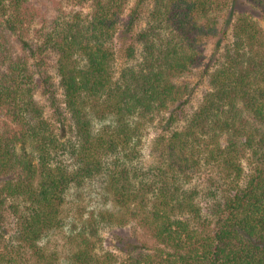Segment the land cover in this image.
Returning <instances> with one entry per match:
<instances>
[{
    "label": "trees",
    "instance_id": "trees-1",
    "mask_svg": "<svg viewBox=\"0 0 264 264\" xmlns=\"http://www.w3.org/2000/svg\"><path fill=\"white\" fill-rule=\"evenodd\" d=\"M78 1L91 4L89 15L0 0V264H57L45 239L64 226L70 190L89 180L101 182L108 206L73 223L70 264H264V26L238 14L209 70V91L183 125L158 139L146 168L148 126L172 105L184 109L190 92L178 80L226 32L223 15L234 0H154L146 24L143 0L128 12L131 0ZM247 1L264 11V0ZM13 36L24 41L20 51ZM117 38L129 42L128 57L140 53L119 73ZM48 53L70 140L36 98L31 60ZM41 85L53 93L49 74ZM202 171L210 180L205 206L191 186ZM10 219L15 249L5 243ZM132 222L157 247L122 260L103 252L101 230Z\"/></svg>",
    "mask_w": 264,
    "mask_h": 264
},
{
    "label": "rangeland",
    "instance_id": "rangeland-1",
    "mask_svg": "<svg viewBox=\"0 0 264 264\" xmlns=\"http://www.w3.org/2000/svg\"><path fill=\"white\" fill-rule=\"evenodd\" d=\"M41 12H47L49 15L59 12L64 15H73L76 12H83L84 15H89L91 11V4L87 1L79 2L78 0H56L57 5L50 0H29ZM139 0H131L129 2L128 10L134 6ZM142 10V24H146L149 20V14L154 8V0H143L140 4ZM240 12H247L256 19L260 25L264 26V11L256 8L247 0H234L230 8L224 13L223 21L225 23L226 32L219 34L215 39L211 40L207 46V56L204 62L195 67L193 72L180 78L178 82L182 85L188 86V103L181 111L176 110V106L172 105L171 109L163 112L157 116L156 120L152 122L145 133L142 142L140 153V165L143 167H150L154 165L157 156V142L162 136L170 133L172 128L183 125L190 115L198 108L203 100V97L210 89L209 70H211L217 63L216 59L225 48V46L232 40V26L235 23ZM127 14L124 15L125 20ZM15 48L20 51L24 41L19 36H13ZM33 34L27 36L26 40L29 43H36ZM219 41V42H218ZM127 43L123 39H116V71L119 73L123 68L130 64H136L140 61V56L128 57L126 53ZM31 66L36 72L38 81L37 100L44 108V114L57 131L65 134V139L73 138L72 125L69 113L67 112L64 102V91L60 83V78L57 73L56 57L53 53L48 55L37 56L31 60ZM45 74H49L53 83L51 94L46 92V87L42 86V79ZM175 114V120H171V113ZM200 188V202L205 206L209 205L210 197L208 196V188L210 187L209 176L206 171L201 172V176L192 182L191 186ZM105 205V196L103 187L99 180H89L84 186L79 188H72L67 195L66 203L63 207V216L65 224L62 228L57 230L54 234L45 239V245L49 251L54 252L57 256V264H70L69 255L73 249V243L70 239L71 228L73 223L82 216H88L93 210L99 211ZM77 218V219H76ZM76 219V220H74ZM10 219L8 222V232L6 233V240L9 246L17 248L13 236V223ZM78 222V221H77ZM103 245V252H111L117 260L127 258L130 251L138 252L141 250H152L156 248V242L151 240L146 232L135 225L133 222L126 227H107L101 230ZM136 254V253H135Z\"/></svg>",
    "mask_w": 264,
    "mask_h": 264
}]
</instances>
